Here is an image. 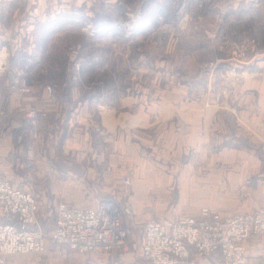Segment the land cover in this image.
<instances>
[{
	"label": "rangeland",
	"instance_id": "rangeland-1",
	"mask_svg": "<svg viewBox=\"0 0 264 264\" xmlns=\"http://www.w3.org/2000/svg\"><path fill=\"white\" fill-rule=\"evenodd\" d=\"M161 1L9 0L6 9L7 15L2 24L8 32L24 35L25 46L28 44L25 42L26 39H28L29 45L32 40L36 43V39L39 38L42 31H52L57 35L52 41V46L48 50H44L38 58H36V54L21 53L23 56L21 57V67L17 69L10 67L8 72L15 74L17 70V74L14 75L17 80L21 76L34 80L35 85L33 84L31 92L41 90L43 87L47 91V87L51 86L54 92L71 99L76 97L77 102L80 103L94 100L95 105H98L99 101L98 97H95L96 95L100 96L114 91L116 93L113 98L105 99L109 108L115 107L117 104L115 96L119 99L145 97L148 104H153L150 106L156 107L163 101V99L161 100L162 92L168 91L173 94V97L179 93L182 99L167 100H171L173 104L182 102L184 125L191 121V112L193 111L199 113L198 121L207 123V118H211V115L208 114L210 106L213 103H222L224 97H227L232 91L230 89L239 86L235 83L227 85L224 81H220L223 79L224 67L225 71H228V63H235L238 59L252 61L255 57L254 54L257 53V36L264 34V31H259L252 23L243 27V31H247L249 35L247 38H250L251 41L242 35V39H239L240 50L238 49L236 52L222 51L218 47L216 51L201 48L200 51L192 52L193 45H198V41L205 44L216 42L219 46L223 45L224 39L219 38L213 32L211 35L204 34L202 37L192 32H187L183 37L176 36L174 32L168 37L161 34V29L166 26V22L160 19L167 15L172 16L168 25L175 22L174 13L178 5L166 6ZM202 5L190 4L189 12L193 10L192 6L198 7V10L204 9V5ZM17 30L18 32H16ZM96 30H99V33L95 36ZM90 31H95L94 36L90 35ZM29 32L33 37L29 35ZM236 32L239 34L238 29ZM250 43L253 45L252 47ZM206 46L204 45V47ZM246 46L251 48L246 50ZM252 49L254 50L252 51ZM36 59L38 60L34 62ZM215 77H219V82H214ZM21 91L25 93L27 89H21ZM212 94L215 95L213 100L210 97ZM222 94L223 96H221ZM169 104L170 107H173L170 102ZM32 110L38 112L41 117L40 123L44 127L38 140L31 139L29 132L26 131L29 137V139L27 138L29 147L38 148L40 156L35 161L26 159V164L35 168L34 172L27 169L28 176L35 180V184L41 188H46L47 182L59 185L69 180L67 173L71 172L74 179L70 180L72 183H69L67 189L70 186L74 187L76 183L79 185L80 181H83L84 186L90 190H85L84 194L80 193L76 196L77 190L73 189L72 194H65V197L62 196L59 202L70 204L73 201H78L77 206H89L95 202L90 194L94 187L97 188L100 198L112 195L106 192L110 185L118 186L116 195L119 198L125 193L128 194L130 207L122 219L124 228L130 234L128 251L117 254L114 259L122 258L125 254H132L134 259L136 258L135 264H147L141 254L143 228L141 224L137 223L138 217L142 221H149L162 216H171L174 219L183 215L197 216L203 208L213 209V212L216 211L223 216L233 215L248 211L254 200L259 199L257 196H261L258 193L250 194L249 192L243 196L242 189L238 195L224 197L219 194L214 196L211 188L215 189L217 184H220L221 187L219 192L224 194L228 191L237 192L241 186L237 189L233 185L234 179L237 178H232V176L230 179L228 176L223 180L215 179L218 176L211 173L218 166L227 167L229 165L213 163V160L210 159L217 156L230 159L235 155H242L245 158L248 156L264 157L263 148H260L261 142L254 145L246 138L243 139V142L247 144L245 148L226 145L214 148L216 146L214 144L223 138V133L213 130V141L210 142L207 138L205 144L197 148L194 146L196 142L193 138H198V135L193 137L192 132V135L189 132H184V148L182 151H178L172 147L173 142L170 139V134L163 131L165 127L163 125L155 126L148 130L147 136L146 133H143L131 138L126 136L121 140L119 146L126 154L117 153V159L120 162L126 161L124 165L120 166L118 177L115 180L110 175H106L110 165L108 163L105 165L100 161L95 143H88L85 147L80 142V134H84L83 131H80V125H75L71 129L72 133L76 132L79 137L74 139L72 133L68 132L65 134L66 136L70 135L69 141H67L66 138L62 139L66 132V125L62 124L64 116L62 111L60 118L49 124V111L39 110L38 106L30 101V94L24 95L22 114L25 120L29 111ZM88 122H90L88 127L92 129L90 131L97 134L96 127L103 131L94 116H91ZM201 129L204 130V127ZM160 133H163V136H160ZM206 136L205 132L201 138ZM144 140L146 142L142 146ZM135 142L141 146L137 147ZM130 144H134L135 148L130 147ZM232 151L236 153H232ZM176 158L181 161L179 171L185 166L184 179L181 180L179 175H175V170L172 175L169 172L172 167L177 166L171 163ZM193 159H197V162H191ZM231 166L236 168L235 171L239 173L243 163L240 164V168L239 164ZM37 174H39V179H37ZM125 179L129 180L128 186L123 184ZM239 182V180L236 181V183ZM231 186L233 189L230 188ZM162 188L165 190L163 191ZM145 190L147 194L143 193ZM149 190H158L159 194H153V192L149 194ZM260 190L262 193L264 192V189ZM133 191L140 193L135 202L132 198ZM216 191L218 192V190ZM32 192L38 201V217L43 223L44 233L50 236L55 226L57 212L53 209L43 208L40 205V199L38 200V194ZM63 198L72 200L69 202ZM148 201H150L151 207H155L157 211L149 212L145 209L144 204ZM263 204L264 201L258 206ZM224 205H228L227 207L231 211L226 209V212H222L220 208L226 207ZM218 206H220L219 210L216 209ZM200 207L203 208L199 210ZM85 256L92 257V255ZM96 258L100 261L103 258L111 261L107 256ZM94 263L100 264L97 261H93L92 264Z\"/></svg>",
	"mask_w": 264,
	"mask_h": 264
},
{
	"label": "crops",
	"instance_id": "crops-1",
	"mask_svg": "<svg viewBox=\"0 0 264 264\" xmlns=\"http://www.w3.org/2000/svg\"><path fill=\"white\" fill-rule=\"evenodd\" d=\"M174 1L175 3H173ZM8 2L9 0H0V176L12 180L19 188L36 192L38 194V200L40 199V205L43 206V208L56 211L58 204L61 203L59 202L61 201V197H65V194L70 195L72 194V190L75 189L77 190L76 196H78L80 193L84 194L83 192L85 190L90 189L84 186L83 181H80L81 184L79 183V185H77L78 183H76L74 187L70 186V188L67 189L69 183H72L70 180L74 179L71 172L67 173V177H69L67 182L59 185H56L54 182H47L46 188L39 187L35 184V180H32L31 177L28 176L26 159H34L35 161V159L38 160L40 156L38 155V148L29 147V137L26 133L25 119L22 114V98L24 95L27 96L30 94V101L35 103L39 110L49 111V124L50 122L52 124L53 121L60 118L61 111L64 113L62 124L65 123L66 132L62 139L66 138L67 141H69L70 135L66 136L65 134L68 132L72 133L71 129L75 125H80V131L84 132V134H80V142L85 147H87L88 143H95L96 149L100 155V161L105 165H107V163L110 165V167L107 168L109 172H106V175H110V177L115 178V180L118 177L117 173L119 172L120 166L124 165L126 161L120 162V160L117 159V153L126 154L119 146L121 140L126 136L131 138L136 137L135 135H142L143 133H146L147 136L148 130L160 125L165 127L163 131L166 134H170V139L173 142L172 147L178 151H182L184 148V132H189L191 135L193 133V137L198 135V138H193L196 142L194 146L198 148L205 144L207 138L210 142L213 141V130L223 133V138L220 139V142L214 144L216 145L214 148H220L221 145L245 148L247 144L243 142V139L248 138L251 141L250 143H254V145H258L261 142L260 148H263L262 150L264 151V34H259L257 36V53L254 54L255 57L252 61L250 60L248 62L245 59H243V61L234 59L236 60L235 63H228V71H225L224 67L225 72L223 71V79L220 80L219 77H215V83L220 80L224 81L227 85L235 83L239 86L230 89L232 91H230L227 97H224L222 103H213L210 106L211 108L208 110V114L211 115V118H207V123H203L200 120L198 121L199 113L193 111L191 112V121H189L187 125H184L182 102H180V104L178 102L173 104L171 100H167L172 98L182 99L179 93L173 97V94L168 91L162 92L161 100L163 99V101H161L159 105H156V107L150 106L153 104H148L145 97H127L119 99L115 96L114 99L117 101V104L115 107L111 106L109 108L105 99L113 98V95L116 93L111 91L110 93L108 92L98 96V103L107 107L105 111L99 113L95 107L97 105L93 102L94 100L80 103L77 102L78 99L76 97L72 99L69 97L67 98V96L63 97L56 91L53 97H50L45 87L41 90L31 92V89L35 85L34 80L21 76L18 78L21 80L19 83V80L14 77V75L17 74V70L15 74L14 72L11 74L8 72V68L12 67L17 69L21 67V57H23L21 53L36 54V58L40 57L44 50H48L50 46H52V41H54L57 33L48 30L42 31L39 38L36 39V43L32 40L29 45V41L26 39L25 42H28V44L25 46L24 35L18 33L14 34L12 31L8 32L7 28L2 24L4 17L7 15L6 9ZM161 2L165 3L166 6L178 4L174 13L175 22L168 25V21L172 19V16L164 15V17L160 19L166 22V26L161 29V34H164L166 37L170 36L171 33L173 34V32L176 36L181 37L187 32H192L199 37H202L204 34L211 35V32H213V34H216L219 38L224 39L223 45L219 46L216 42L205 44L198 41V45H193L192 52L200 51L202 50L201 48H204L203 50L208 49L216 51L217 47L222 51L236 52L238 49L240 50L239 39H242V35L248 41H251L249 40L250 38H247V36H249L247 31H243V27L252 23L259 31H264V0H162ZM189 3L195 6L196 4H203L204 9L198 10V7L192 6L193 10L189 12L191 7ZM237 29L239 30V34L236 32ZM16 32H18V30ZM98 33L99 30H96L95 36L98 35ZM108 34H110V32H108ZM29 35L32 36V33L29 32ZM204 45L207 46L204 47ZM250 46L252 47L253 45L250 43ZM250 46H246V50H248ZM253 50L254 49H252V51ZM37 60L38 59L34 60V62ZM182 82L183 80L181 79V83ZM21 89H27V92L24 93ZM221 96H223V94ZM210 97L213 100L215 95L212 94ZM169 102L173 107H170ZM166 115H168V117L165 118ZM91 116H94V119H96L98 124L103 128L104 133L102 135L90 131L92 129L88 127L90 123L88 119L91 118ZM201 127H204V130L201 129ZM48 129L50 130V127H48ZM205 132L207 136L201 138L202 134H205ZM75 135L76 132H73L72 137L74 139L79 137V135ZM160 136H163V133H160ZM145 142V140L142 142V146ZM134 144H136L137 147L141 146L136 142ZM134 144H130V147L135 148ZM258 149L256 150L258 151ZM232 153L236 152L232 151ZM210 159L213 160V163L216 162L229 165L227 167L218 166L217 169L211 173L218 176V178L215 179L223 180L227 176L230 179V176H232V178H237L234 179L233 185L236 186L237 189L241 186L237 192L228 191L224 194L223 192H219L221 187L220 184H217L215 189L211 188L213 195L218 196L221 194L224 197L235 194L238 195L240 189L243 190V196L247 195V192L250 194L258 193V195H261L257 196L259 199H255L250 209L244 213L257 209L259 207L258 204L264 201V192L262 193L260 190L264 189V157L248 156V158H245L242 155H235L230 159H227V157L220 158L218 156L211 157ZM191 162H197V159H193ZM171 163L177 165L170 169L169 172H171V175L173 170H175V175H179L180 180L184 179L185 166L182 167V172L179 171L181 161L176 158ZM242 163L243 167L240 168V164ZM234 164H239V173L235 171L237 170L236 168L231 166ZM36 176L37 179H39V174ZM237 180L240 182L236 183ZM230 188L233 189L232 186ZM116 190H118V186L110 185L108 189H106V192L112 194L110 196L115 195L118 197V195H116ZM162 190L164 191L165 189L162 188ZM216 190H218V192ZM151 192H153V194H159L158 190L148 191L149 194ZM143 193L147 194V191L145 190ZM90 194H92V200L95 202L89 206L96 207L100 199L103 198L98 197L99 193H97V188L95 187L91 189ZM139 195L140 193H134L133 191L132 198L134 202L138 199ZM68 198L63 199L71 202L72 199L68 200ZM223 200L228 201L226 199ZM77 203L79 202L73 201V203L70 204L77 205ZM220 206L216 207V209L219 210ZM224 206L226 207L220 208L222 212H226V209L229 210L227 207L228 205ZM144 207L149 212L157 211L155 207H151L150 201L144 204ZM203 207H200L199 210ZM211 210L214 211L213 209ZM183 217H185V215L175 219L171 216H162L160 218L179 220ZM0 218H2L1 215ZM149 221H142V219L138 217L137 223L141 224L143 228ZM49 247L51 250L45 256L26 255L10 257L7 260V264H92L93 261H97L100 264L136 263V258L134 259L132 254H125L122 258H117L113 261H107V258H103L100 261L94 256H81L71 251L67 246L53 245L52 241H49ZM247 248L249 264H264V240L258 237H251L247 242Z\"/></svg>",
	"mask_w": 264,
	"mask_h": 264
},
{
	"label": "built area",
	"instance_id": "built-area-1",
	"mask_svg": "<svg viewBox=\"0 0 264 264\" xmlns=\"http://www.w3.org/2000/svg\"><path fill=\"white\" fill-rule=\"evenodd\" d=\"M94 33L90 31V35ZM47 93L53 97L51 86ZM96 108L99 113L106 110L100 103ZM40 119L35 110L26 117L25 129L33 140L43 133ZM96 132L104 133L99 127ZM27 169L35 171L32 165ZM123 184L128 186L129 180ZM129 207L127 193L100 199L96 207L60 203L49 236L38 217L35 194L0 176V264L15 256H45L50 251L49 241L81 256H107L113 261L117 254L128 251L130 234L122 219ZM251 237L264 240V204L251 212L227 216L203 208L197 216L147 222L141 254L149 264H249L247 242Z\"/></svg>",
	"mask_w": 264,
	"mask_h": 264
},
{
	"label": "trees",
	"instance_id": "trees-1",
	"mask_svg": "<svg viewBox=\"0 0 264 264\" xmlns=\"http://www.w3.org/2000/svg\"><path fill=\"white\" fill-rule=\"evenodd\" d=\"M95 97L97 98L98 96L96 95ZM93 98H94V97H93ZM93 98H92V99H93ZM92 99H91V100H92ZM88 100H89V99H88Z\"/></svg>",
	"mask_w": 264,
	"mask_h": 264
}]
</instances>
